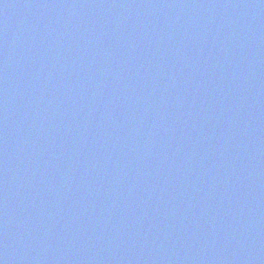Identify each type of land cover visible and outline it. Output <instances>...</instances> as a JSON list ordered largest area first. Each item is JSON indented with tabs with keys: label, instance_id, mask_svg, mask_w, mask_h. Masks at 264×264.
<instances>
[{
	"label": "water",
	"instance_id": "obj_1",
	"mask_svg": "<svg viewBox=\"0 0 264 264\" xmlns=\"http://www.w3.org/2000/svg\"><path fill=\"white\" fill-rule=\"evenodd\" d=\"M0 264H264V0H0Z\"/></svg>",
	"mask_w": 264,
	"mask_h": 264
}]
</instances>
